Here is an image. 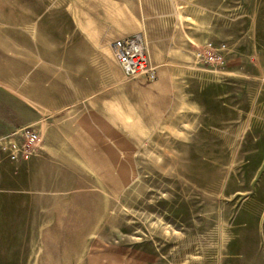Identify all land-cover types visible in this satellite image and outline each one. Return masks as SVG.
I'll use <instances>...</instances> for the list:
<instances>
[{
	"label": "crops",
	"instance_id": "obj_1",
	"mask_svg": "<svg viewBox=\"0 0 264 264\" xmlns=\"http://www.w3.org/2000/svg\"><path fill=\"white\" fill-rule=\"evenodd\" d=\"M136 33L158 67L145 90L107 53ZM209 39L227 43L226 66L159 71ZM188 82L200 109L191 138L222 147V161L263 162L264 0H0V139L26 126L41 135L29 158H0V240L56 243L58 264L77 263L73 243L121 221L144 131L153 145L178 129ZM116 252L105 264L144 263L143 251Z\"/></svg>",
	"mask_w": 264,
	"mask_h": 264
},
{
	"label": "rangeland",
	"instance_id": "obj_2",
	"mask_svg": "<svg viewBox=\"0 0 264 264\" xmlns=\"http://www.w3.org/2000/svg\"><path fill=\"white\" fill-rule=\"evenodd\" d=\"M195 48L186 51L189 62L159 71L168 75L189 73L191 65L201 68L193 61ZM108 51L115 60L112 47ZM133 82L144 90L155 83ZM188 84L184 103L177 107L183 113L175 115L178 129L156 131L153 145L150 131H144L142 154L128 162L121 221L102 227L95 241L73 243L80 248L75 264H105V254L118 249L127 251L129 260L143 251V264H264V161H222V147L198 139L200 124L190 118L199 116V94L194 82ZM194 133L198 138H191ZM31 241L0 240V264H58L63 259L52 256L56 243ZM93 250L95 261L89 257Z\"/></svg>",
	"mask_w": 264,
	"mask_h": 264
},
{
	"label": "built area",
	"instance_id": "obj_3",
	"mask_svg": "<svg viewBox=\"0 0 264 264\" xmlns=\"http://www.w3.org/2000/svg\"><path fill=\"white\" fill-rule=\"evenodd\" d=\"M117 62L128 78L141 79L148 83L156 81L158 68L148 55L146 43L141 34L136 33L118 39L112 44ZM227 43L216 44L207 41L194 51L197 64L206 68L226 66ZM41 141L40 133L32 126H26L0 139V151L10 161H19L32 156Z\"/></svg>",
	"mask_w": 264,
	"mask_h": 264
}]
</instances>
